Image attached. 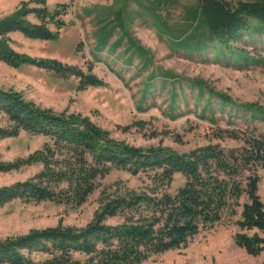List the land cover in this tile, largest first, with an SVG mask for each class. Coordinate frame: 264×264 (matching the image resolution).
<instances>
[{
  "label": "trees",
  "instance_id": "trees-1",
  "mask_svg": "<svg viewBox=\"0 0 264 264\" xmlns=\"http://www.w3.org/2000/svg\"><path fill=\"white\" fill-rule=\"evenodd\" d=\"M32 2L38 6L27 8L29 3L24 2L16 14L0 20V61L12 67L37 66L62 78L77 77L81 89L104 85L92 72V64L86 72L77 65L32 57L10 46L13 32L49 41L57 39L66 25L62 17L68 12L67 3L51 7L46 0ZM151 2L155 5L159 0ZM196 2L189 17L200 22L199 32L185 37L168 28L185 47L218 43V51L223 52L264 32V0ZM29 14L39 21L26 19ZM115 34L117 39L111 44ZM96 41L97 52L107 48L114 52L126 46L131 54L147 55L130 35L122 9L96 32ZM218 95L224 107L229 104L227 96ZM242 105L246 109L239 116L243 124L230 121L239 129L217 132L218 138L239 141V146L209 144L179 153L162 145L145 148L116 140L88 118L43 109L20 92L0 88V115L5 120L0 125V138L16 137L21 131L48 138L27 157L0 161V172L24 165L42 166L26 180L1 186L0 206L19 199L79 207L113 169L145 176L137 188L117 182L103 189L99 208L83 227L59 224L0 239V263L140 264L153 255L187 245L202 229L238 214L236 244L253 256L259 255L264 251V202L259 194L260 171L264 170V108ZM178 173L184 184L172 192ZM111 218L121 221L107 223Z\"/></svg>",
  "mask_w": 264,
  "mask_h": 264
},
{
  "label": "rangeland",
  "instance_id": "rangeland-1",
  "mask_svg": "<svg viewBox=\"0 0 264 264\" xmlns=\"http://www.w3.org/2000/svg\"><path fill=\"white\" fill-rule=\"evenodd\" d=\"M46 1L51 7L58 3L69 5L62 17L66 25L58 38L35 40L13 32L9 35L10 46L32 57L77 65L86 72L92 64V72L104 85L81 89L77 77L62 78L37 66L12 67L0 61L1 89L20 92L43 109L79 114L109 131L116 140L145 148L162 145L179 153L209 144L239 146V141L218 138V129H239L230 121L243 124L239 116L246 109L242 104L264 108V32L246 37L235 48L226 47L223 52L218 51V43L185 47L168 28L171 26L174 34L185 37L199 32L200 22H192L189 17L190 10L197 6L196 0H159L155 5L151 0ZM24 2L29 3L27 8L38 6L32 0H0V20L16 14ZM121 9L130 35L147 50L144 57L131 54L126 46L114 52L110 48L97 52L96 32ZM26 19L39 21L34 14ZM235 53L245 57L238 58ZM218 94L227 96L229 104L224 107ZM4 124L0 115V125ZM47 140L44 135L26 131L16 137L0 138V161L27 157ZM41 167L24 165L0 172V187L26 180ZM260 177L259 194L264 202V170ZM143 179L145 176L113 169L79 207L12 200L0 206V239L59 224L83 227L99 208L103 189L117 182L137 188ZM183 184L184 177L176 174L171 191ZM239 218L238 214L202 229L187 245L153 255L140 264H264V251L253 256L236 244ZM120 221L111 218L107 223Z\"/></svg>",
  "mask_w": 264,
  "mask_h": 264
}]
</instances>
